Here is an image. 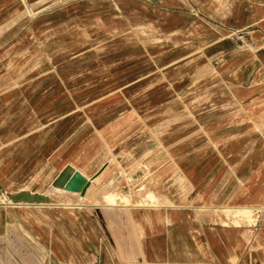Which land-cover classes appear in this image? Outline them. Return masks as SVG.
Segmentation results:
<instances>
[{
    "label": "crops",
    "instance_id": "obj_1",
    "mask_svg": "<svg viewBox=\"0 0 264 264\" xmlns=\"http://www.w3.org/2000/svg\"><path fill=\"white\" fill-rule=\"evenodd\" d=\"M105 9L90 15L94 31L76 33L63 19L58 40L104 43L103 60H147V81L126 112L31 115L47 138L29 158L34 176L53 183L76 167L102 171L89 188L158 186L159 205L144 212L147 245L123 247L122 259L116 245L111 256L99 245L97 264H264V0H131L123 19L114 4ZM25 121L15 120L17 137ZM6 173L1 163L0 187ZM243 208L249 218L234 214ZM15 245L25 244L17 236Z\"/></svg>",
    "mask_w": 264,
    "mask_h": 264
},
{
    "label": "rangeland",
    "instance_id": "obj_2",
    "mask_svg": "<svg viewBox=\"0 0 264 264\" xmlns=\"http://www.w3.org/2000/svg\"><path fill=\"white\" fill-rule=\"evenodd\" d=\"M130 1L0 0V164L7 167L2 180L7 182L0 187V264H97L99 245L109 256L111 246L116 245L121 259L123 247L147 245L144 212L147 206L159 205L158 186L147 185V179L130 186L96 182L87 197L80 199L55 192L57 179L52 183L47 176H34L29 161L38 142H47L45 133L38 131L41 123L29 121L31 115L70 109L117 114L126 112L129 98L142 91L147 60L122 54L103 60L99 55L106 51L104 43L58 40L66 31L63 19L72 21L76 33L87 27L94 31L97 26L89 22L91 14L106 13L105 7L114 4L123 19L121 9ZM47 18L61 24L52 27L43 20ZM118 44L121 50L127 47V43ZM23 115L24 130L17 137L15 120ZM18 145H23L18 149L23 151V160L18 162L23 167L21 185H16L15 178ZM40 148L47 151L50 147L43 144ZM138 170L147 178L143 165ZM132 171H123V176ZM24 189L40 192L50 202L16 205L11 194ZM234 214L249 218L251 211L238 209ZM17 236L25 245H15ZM66 249L72 251V258Z\"/></svg>",
    "mask_w": 264,
    "mask_h": 264
},
{
    "label": "bare ground",
    "instance_id": "obj_3",
    "mask_svg": "<svg viewBox=\"0 0 264 264\" xmlns=\"http://www.w3.org/2000/svg\"><path fill=\"white\" fill-rule=\"evenodd\" d=\"M102 171L97 172L94 176H89L87 173L77 169L76 167H68L62 171L56 177L55 192H65L66 194L72 196H79L80 199H85L87 197V191L90 187L91 182L98 176H100ZM64 195V194H63ZM64 197V196H63ZM13 202L17 205L20 203L29 204H40L41 202H50V198L41 195L39 193H34L31 191H20L15 194H11ZM63 201H65L62 198ZM24 205V204H23ZM109 207V206H108ZM149 207V206H148ZM243 211L248 210V208H243Z\"/></svg>",
    "mask_w": 264,
    "mask_h": 264
}]
</instances>
